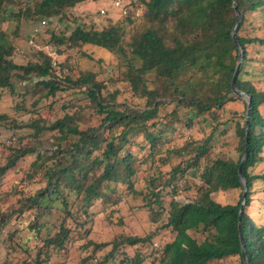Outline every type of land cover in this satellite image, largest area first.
I'll return each mask as SVG.
<instances>
[{
    "label": "trees",
    "instance_id": "16d2710c",
    "mask_svg": "<svg viewBox=\"0 0 264 264\" xmlns=\"http://www.w3.org/2000/svg\"><path fill=\"white\" fill-rule=\"evenodd\" d=\"M86 1L33 0L32 20L45 24L59 16L62 20L69 10ZM139 1L146 10V28L129 44L132 57L121 59V81L134 99L143 102L136 108L127 102L118 104L119 91L104 95L107 89L91 73L72 74L67 64L68 72L61 64L56 70L53 58L44 53L26 66L15 64L11 60L14 49L0 34V91H13L17 79L28 81L32 91H43L45 99L59 103L51 110V118L37 112L32 120L22 122L18 121L24 113L22 103L13 108L15 118L10 119L8 129L13 130V145L18 143L19 148L0 168V176L21 158L35 153L33 145L42 146L48 134L54 136L56 149L50 156L37 153L35 159L34 177L41 176L44 188L18 201L19 208H12V215L25 217V227L7 215L14 230L8 250L20 248L22 243L26 254L35 253L23 264H47L74 249L86 253L81 264H109L116 253L128 247L136 249L131 264H245L238 228L244 189L238 170L248 142L241 233L248 264H264V222L255 219L261 213L259 218L264 220V207L255 213L250 210L256 196L264 195V172L258 171L264 166V79L252 82L242 78L250 74L247 70L252 61L264 64V26L254 19L264 13V0H236L243 16L237 38L245 51L237 86L251 97L248 135L247 102L233 94L231 85L239 57L232 36L238 20L233 0ZM32 11L27 6L20 13ZM101 13L107 15L108 10ZM84 25L79 24L64 42L69 43V49L90 45L114 55L124 53L123 27L98 30ZM257 26L263 33H255ZM57 40L65 41L62 37ZM252 50L257 51L256 58L251 56ZM76 90H83L91 103L84 107L76 101L73 104L71 95ZM64 94L69 96L67 101ZM239 102L244 104L242 116L236 108ZM225 110H232L237 117L231 121L236 146L230 156L213 161L215 141L228 133ZM200 118L210 119V135L199 134L177 144L176 136H182L180 126L193 129ZM6 120L7 116L1 117ZM143 151L145 157L139 158ZM141 164H156L157 172L149 174L148 168L144 184L139 185L136 177ZM258 184L261 187H256ZM222 192L240 193L238 201L223 204L213 199ZM178 196H185L188 202L176 200ZM129 198L140 202L133 209L148 214L149 224L156 230H145L144 236L119 234L111 243V252L97 258L98 250L108 245L86 239L93 213L102 206L103 211L96 214L109 222L105 230H116L124 226L121 205H129ZM50 207L60 209L55 227L40 220V212ZM4 225V221L0 223V237ZM43 231L47 233L44 236ZM32 240L43 243L32 251L28 248ZM157 242L150 254L144 251Z\"/></svg>",
    "mask_w": 264,
    "mask_h": 264
},
{
    "label": "rangeland",
    "instance_id": "374dc122",
    "mask_svg": "<svg viewBox=\"0 0 264 264\" xmlns=\"http://www.w3.org/2000/svg\"><path fill=\"white\" fill-rule=\"evenodd\" d=\"M1 1V0H0ZM33 0H2L0 4V34L6 36L7 42L13 47V53L11 60L17 65H28V62L38 60L37 56L44 53L53 58L54 68L59 69L60 64L64 66L65 72H68L69 68L73 74H84L91 73L96 77V81L100 82L107 93H113L119 91V96L117 98L118 104L127 102L130 108H136L142 101H137L132 96V92L126 83L121 81L123 75L122 66L124 65L122 60L124 57L131 58V48L129 44L132 42L134 35L141 32L146 28L144 15H146V10L139 0H122L120 7L114 8L115 0H88L80 5H77L75 9L68 11L66 18L61 20V17H57L50 21V24L42 23V21H33L32 6ZM124 5V6H123ZM31 9V13L26 15L20 13L21 10L27 8ZM101 10H108L107 15H102ZM28 16V17H26ZM254 19L264 26V13L254 15ZM85 24L87 28L94 27L98 30L108 28L111 25L122 27L125 30V37L122 41V48L124 53H118L114 55L104 49L95 48L90 45H84L81 48L69 49V43L66 40L72 34L71 32L79 25ZM263 33V30L255 28V33ZM34 34V37H32ZM62 37L65 41L59 42L57 39ZM256 50L251 51V56L256 58ZM122 57V58H120ZM256 60V59H253ZM67 64L69 68L65 67ZM259 61H252L250 67L247 71L250 72L249 75H245L242 78L250 80L252 82H261L264 79V69ZM49 79V78H48ZM13 91H17L14 95ZM13 91L4 90L0 91V168L8 163L13 150L18 147V143L13 145L15 141L13 137V130H9L8 126H11L10 119L15 118L13 108L22 103L24 108V113L18 118L19 122L32 120L35 114L38 112L45 118H51V110L54 111V107H58L59 103L54 99L52 101L50 98L45 99L43 97L44 92L32 91L31 83L28 81H20L17 79L14 83ZM20 92V93H19ZM41 95L43 98H41ZM64 101L69 99L68 94H64ZM75 101L80 106H86L91 103L90 98H87L83 90H76L75 93L71 95ZM246 102V99H243ZM238 109V114L244 111V104L239 102L236 106ZM262 113H264V107H262ZM234 113L225 110L223 115L224 122L227 123L225 129L228 130L226 137H222L220 141H215V147L213 149L212 160L225 159L232 154L234 146H236L235 139H232L234 135L233 124L231 121L237 117H233ZM2 116H7L8 120L1 121ZM238 116V115H237ZM187 117H184L186 119ZM197 124L193 129H187L184 126H180V131L182 136H176L177 144H181L182 140H191L197 138L199 134L207 138L211 133V123L208 118H200L195 121ZM21 134V133H20ZM22 136V135H21ZM52 135L48 134L44 137V143L42 146H38L35 143L36 152L32 153L24 158H21L16 165L8 170L4 175L0 176V223L5 222L4 229L0 237V264H23L24 260L32 259L34 252L29 255L25 253L24 244L20 243V248H11L8 250L9 245L12 242L10 234L14 232L11 225L7 222V215L11 214V217L18 222L21 228L25 227L22 225L24 221V216L19 214L12 215V208H19L20 202L27 196L34 194L44 185L40 183L42 181L41 176L34 177L35 175V159L37 153L42 155L50 156L56 147L53 145ZM140 138L136 139L139 140ZM171 139V138H170ZM17 140H19L17 138ZM46 140V141H45ZM48 140V141H47ZM140 141V140H139ZM180 142V143H179ZM229 142V144H228ZM25 144V143H24ZM52 144V145H51ZM31 145V146H32ZM25 149V147L21 148ZM146 151L140 152L138 154L140 157H145ZM151 163V160L149 159ZM41 165V164H38ZM150 168L149 174L157 172L156 164L148 166L146 164H141L138 168L139 172L136 177V182L139 185L144 184V177L147 174V169ZM258 171L264 172V166H261ZM148 174V175H149ZM43 175V174H42ZM34 177V178H32ZM256 187H261V184L256 185ZM44 188V187H43ZM238 192H222L214 194L212 197L214 200L220 203H231L234 204L239 198ZM128 204H122L121 210L123 212V223L121 227H117L116 230H105L106 225L109 222H103V217L98 216L96 212L103 211L102 206L97 207V211L93 213V220L90 222L91 232L86 235L87 240H93L99 243H106L108 246L105 249L98 250L97 258H104L112 250L111 243L119 235H145V230L151 232L156 230L155 225H150L148 220V214L144 212L137 211L133 209L134 206L138 207L140 202L138 200H133L131 198ZM176 200L187 203L188 199L185 196H178ZM133 206V207H130ZM264 207V195L260 199H254L253 205L251 207V212L261 210ZM60 209L57 207H50L42 210L40 212L41 219L45 225H54V227L59 223ZM253 213V214H254ZM259 213L256 216V221L261 223L264 222L259 218ZM5 218V220L3 219ZM38 222V220H37ZM147 222V223H146ZM141 223V224H140ZM8 224V225H7ZM141 227V229L138 228ZM22 230V229H21ZM45 231L42 235H46ZM163 236V234H161ZM100 239V240H99ZM43 242L36 243L32 240L29 243L28 248L35 251L37 247ZM159 243H154L152 247H145L144 251L148 254L151 253L152 248H155ZM37 246V247H36ZM74 246V245H73ZM94 247V246H93ZM18 249V250H15ZM66 257L53 258L47 264H81V260L86 257V253L80 254V252H75V249L69 250ZM126 252V253H124ZM136 249L134 248H122L120 253H116V259L114 262L109 264H119L120 262H125L124 264H131L130 259L134 257ZM90 254V252H89ZM97 262V261H96ZM150 262V260H149ZM211 264H222V263H211ZM229 264V263H224Z\"/></svg>",
    "mask_w": 264,
    "mask_h": 264
},
{
    "label": "water",
    "instance_id": "95a60500",
    "mask_svg": "<svg viewBox=\"0 0 264 264\" xmlns=\"http://www.w3.org/2000/svg\"><path fill=\"white\" fill-rule=\"evenodd\" d=\"M233 5H234V8H235V11H236V15L238 17V20L232 30V36H233V39H234V42L237 46V48L239 49V57H238V62H237V67H236V71L233 75V78H232V92L235 96L237 97H240L242 99H246V102H247V112H246V121H247V124H246V134L248 135L249 133V116H250V109H251V97L248 96L247 94H245L244 92H242L238 86H237V79H238V76L240 74V70H241V67H242V63H243V60H244V56H245V51L243 49V47L241 46V43L239 42L238 38H237V31L240 27V24L242 22V19H243V16H242V13L240 12V10L238 9L237 7V4H236V0H233ZM249 156V143L247 142L246 143V148H245V153L243 155V158L241 160V164L239 166V170H238V173H239V180L243 186V197H242V204H241V210H240V215H239V219H238V228H239V237H240V241H241V248H242V254H243V259H244V262L245 264H248V260H247V257H246V253H245V245H244V242H243V236H242V233H241V215H242V210H243V207L245 205V200H246V194H247V183H246V179H245V176H244V173H243V167H244V164L246 163L247 161V158Z\"/></svg>",
    "mask_w": 264,
    "mask_h": 264
},
{
    "label": "built area",
    "instance_id": "2783aa9c",
    "mask_svg": "<svg viewBox=\"0 0 264 264\" xmlns=\"http://www.w3.org/2000/svg\"><path fill=\"white\" fill-rule=\"evenodd\" d=\"M114 6L115 7H120V1L119 0H116L115 3H114Z\"/></svg>",
    "mask_w": 264,
    "mask_h": 264
},
{
    "label": "clouds",
    "instance_id": "9594fccd",
    "mask_svg": "<svg viewBox=\"0 0 264 264\" xmlns=\"http://www.w3.org/2000/svg\"><path fill=\"white\" fill-rule=\"evenodd\" d=\"M120 1V0H119Z\"/></svg>",
    "mask_w": 264,
    "mask_h": 264
}]
</instances>
